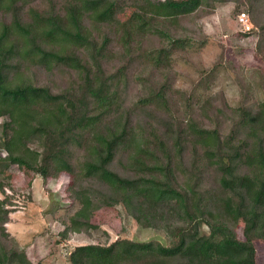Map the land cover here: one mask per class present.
Here are the masks:
<instances>
[{"label": "trees", "instance_id": "obj_1", "mask_svg": "<svg viewBox=\"0 0 264 264\" xmlns=\"http://www.w3.org/2000/svg\"><path fill=\"white\" fill-rule=\"evenodd\" d=\"M229 1L0 0V192L12 164L44 179L67 173L79 207L62 238L97 230L91 212L117 205L169 238L77 245L68 264H257L264 100L194 107L173 85L172 55L196 46L173 30ZM234 1L237 22L242 5L250 13L245 34L257 35L264 61V22L253 17L264 0ZM124 7L132 11L116 23ZM53 74L69 83L56 88ZM9 213L0 198V264H54L7 244Z\"/></svg>", "mask_w": 264, "mask_h": 264}, {"label": "rangeland", "instance_id": "obj_2", "mask_svg": "<svg viewBox=\"0 0 264 264\" xmlns=\"http://www.w3.org/2000/svg\"><path fill=\"white\" fill-rule=\"evenodd\" d=\"M235 7L236 2L232 0L217 3L213 10L201 8L182 18L179 29L173 30L176 35H190L196 44L175 52L171 61L173 85L175 89L192 95L189 97L191 106H215L212 102L220 97L231 108L264 100V61L256 51L258 37L241 30L234 14ZM241 7L249 16L251 29H255L250 13L243 8L244 5ZM131 11V7L120 9L116 23L126 19ZM253 17L259 23L264 22V1L254 7ZM182 26L187 28L186 31ZM65 77L64 74H53V85L56 88L67 85L69 81ZM154 77L160 78V74L156 73ZM211 110L212 107L208 111ZM137 117L150 118L143 114ZM200 118L207 121L203 116ZM1 155L6 153L2 151ZM1 181L4 192H0V198L5 199L6 207L10 208L9 220L5 224L9 233L7 244L24 249L33 262L68 264V254L75 246L107 244L116 238L169 242L162 230L140 226L121 205L91 212L90 222L98 227L97 230L62 238L59 232L79 207L77 201L68 197L65 185L71 180L67 173L44 179L24 166L12 164ZM202 230L207 232V227L204 225ZM237 234L243 238L242 227L237 228ZM256 263L264 264V244L261 242L256 243Z\"/></svg>", "mask_w": 264, "mask_h": 264}, {"label": "built area", "instance_id": "obj_3", "mask_svg": "<svg viewBox=\"0 0 264 264\" xmlns=\"http://www.w3.org/2000/svg\"><path fill=\"white\" fill-rule=\"evenodd\" d=\"M238 23L241 26L242 31H248L251 29V25H250L248 16L246 15L245 12H241L238 15Z\"/></svg>", "mask_w": 264, "mask_h": 264}]
</instances>
